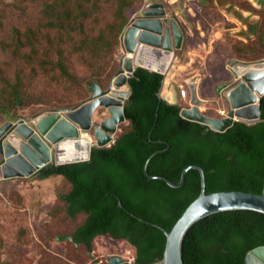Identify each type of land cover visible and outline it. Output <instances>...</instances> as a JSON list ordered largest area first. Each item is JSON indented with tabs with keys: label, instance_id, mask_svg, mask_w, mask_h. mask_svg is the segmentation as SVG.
I'll list each match as a JSON object with an SVG mask.
<instances>
[{
	"label": "trees",
	"instance_id": "obj_1",
	"mask_svg": "<svg viewBox=\"0 0 264 264\" xmlns=\"http://www.w3.org/2000/svg\"><path fill=\"white\" fill-rule=\"evenodd\" d=\"M91 1L42 0L41 21L45 28L29 33L12 29L7 42L14 56L44 66L50 64L55 55L57 60L52 65L54 82L73 81L72 56L84 53L88 46L91 54L96 55L98 51L100 54L108 46L102 38L98 42L90 37L88 21L92 13L89 6H96ZM113 1L119 8L117 23L110 25L118 33L115 48L122 44V34L130 21L125 18V10L133 3L130 0ZM24 40L30 44V53ZM260 44L264 46V35ZM118 69L119 65L107 86L100 84L101 73L93 77L88 86L98 84L102 89H108ZM163 80L159 74L136 69L134 77L129 80L131 97L125 106L130 130L123 133L111 148L94 150L90 162L59 167L51 165L34 176L40 180L65 178L72 186L70 193L59 197L65 206V215L71 221H76L79 216L86 217L71 235L59 240L85 246L91 252L97 238L110 237L133 246L137 264L161 261L167 239L164 232L153 225L171 232L202 192L198 171L187 174L181 189L147 178V161L166 149L167 152L150 163V176L164 177L179 184L185 169L199 166L206 175L208 195L263 193L264 98L259 123L239 122L227 132L218 133L184 120L180 105L162 100L159 92ZM1 96L0 114L3 117H8L10 108L22 105L18 85ZM260 246H264V215L251 211L226 212L197 223L188 232L183 244V258L185 264H245L247 254Z\"/></svg>",
	"mask_w": 264,
	"mask_h": 264
},
{
	"label": "rangeland",
	"instance_id": "obj_2",
	"mask_svg": "<svg viewBox=\"0 0 264 264\" xmlns=\"http://www.w3.org/2000/svg\"><path fill=\"white\" fill-rule=\"evenodd\" d=\"M100 1V4L99 0L91 1L96 6H89L92 16L88 21V31L93 40L99 42V38H102L108 46L100 54L99 51L96 55L91 54L88 46L84 53L73 55L70 68L73 70L74 80L63 79L57 84L52 74V65L57 56L53 55L50 64L44 66L30 64L24 58L15 57L7 42L12 29L29 33L45 28L41 21L45 1L0 0V95L3 97V93L11 92V88L18 85L22 98V105L10 108L8 117L0 114V129L7 122L28 121L54 111L78 107L91 98L92 87L88 84L99 73L103 74L100 76V84H109L123 54L122 44L114 48L118 33L110 28V25L117 23L119 8L113 0ZM130 2L134 8L125 10V18L129 20L132 15L145 8V0ZM191 3L192 9L197 13L194 21L201 19V24L195 29L204 30L207 38L212 26L219 30L235 27L234 22L223 20L221 7L227 8L231 13L237 12V19L241 16L247 27L235 35L222 31L223 38L214 45L215 54L209 57L206 66L201 62L195 64L194 70L200 72L202 79L203 95L207 96L217 78L227 74L228 65L232 61L249 63L264 60V46L260 44V38L264 35V0H191ZM199 34L197 31L196 39ZM239 35L241 38L235 37ZM213 39L215 42L214 36ZM24 44L30 53L31 47L27 40H24ZM109 45H112L111 48ZM202 53L206 55V52ZM185 75L191 74L188 72L179 79L183 80ZM186 89L189 93L187 86ZM188 106L189 101L185 107ZM105 112L103 109L98 110L94 122L100 125L108 119ZM218 112L203 114L209 118L222 117ZM130 128L131 124L128 122L119 127L115 140ZM70 190V183L63 177L47 180L32 177L0 182V264H109V259L113 256H121L125 260L135 256L133 246L110 237L97 238L91 252L85 246H75L71 241L59 240L60 237L71 235L86 219L85 216H79L76 221H71L65 215V206L59 197L68 194Z\"/></svg>",
	"mask_w": 264,
	"mask_h": 264
},
{
	"label": "water",
	"instance_id": "obj_3",
	"mask_svg": "<svg viewBox=\"0 0 264 264\" xmlns=\"http://www.w3.org/2000/svg\"><path fill=\"white\" fill-rule=\"evenodd\" d=\"M184 33L163 4H152L138 13L128 24L122 37V57L119 69L107 90L98 84L91 89V98L72 110L54 111L28 121L7 122L0 129V182L32 178L45 168L67 166L91 161L94 150L111 148L116 144L119 127L127 123L126 102L131 97L129 80L136 69H144L164 77L159 97L171 70L176 67L183 49ZM199 80L195 77L185 83L189 88V107H183L184 120L201 124L218 133H225L235 123H259L262 118L261 100L264 98V60L257 62L234 61L228 66L226 80L202 98ZM127 88V89H125ZM180 101V100H179ZM186 102V100H184ZM170 103V102H169ZM171 104V103H170ZM173 105V104H172ZM176 105V104H175ZM226 109V116L209 118L202 109ZM106 110L108 119L100 125L94 122L98 110ZM221 116V111L218 112ZM168 149L155 153L146 163L145 174L150 180L164 181L173 189H181L187 174L198 171L202 192L171 232L145 220L164 232L167 242L161 261L153 264H185L183 244L188 232L199 222L226 212L251 211L264 215V190L261 195L244 192L207 194L206 175L199 166L184 170L179 184L164 177L149 175L152 160ZM123 208L122 203L119 204ZM94 264H102L100 262ZM109 264L130 263L121 256H113ZM245 264H264V246L251 250Z\"/></svg>",
	"mask_w": 264,
	"mask_h": 264
},
{
	"label": "crops",
	"instance_id": "obj_4",
	"mask_svg": "<svg viewBox=\"0 0 264 264\" xmlns=\"http://www.w3.org/2000/svg\"><path fill=\"white\" fill-rule=\"evenodd\" d=\"M216 2L217 4H219L218 1ZM152 3L163 4L166 10L168 11V14H170V18L177 21V23L179 24L180 28L183 30V33H184L183 49L179 54V57H180L179 60L176 61L177 62L176 67L173 70H171L165 82V86L163 89V99L166 100L168 103L170 102L173 105L179 104L180 106L185 107L186 103L188 104V101L187 102L179 101V86L183 85L186 88L187 85L185 82L187 80H189L190 78L193 79L195 77H198L200 78L199 85H198L199 95L202 98H204L205 95H203L202 87H201L202 79H201V76L199 75L200 72L198 70H194L195 64H198L199 62H201L203 63L202 64L203 66H206V63H207L206 61L209 59V57L215 54L214 45L217 44L218 42H221L223 38L222 31L226 30L232 35H235L237 32L241 33L243 32L244 29H247V27L244 26L245 20L243 18L241 19V16L239 17L240 19H237L236 17L237 12L231 13L229 12V10H227V8L221 7L223 20L226 19L227 21L234 22L235 27L227 28L225 30H219V29L213 28L212 26L211 31H210V36L207 38L206 32L204 30H201L200 28L195 29V27L199 26V23L201 24V19L198 18L197 21H194V18L197 17V13L195 12L194 9H192L191 0H159V1L145 0V8L147 7L148 4H152ZM237 10L239 9L237 8ZM136 15L137 13L132 15L130 21ZM243 15L245 16V14ZM196 30L200 33L198 36V39H196L197 38ZM213 36L216 39L215 42L212 41L214 40ZM235 37L239 39L241 38V35L235 36ZM202 52H206V55H204ZM235 60H237V58ZM188 72L191 74L190 76L185 75V78L183 77L184 78L183 80L179 79L181 76H183L184 74H187ZM226 73L227 74L221 75L220 77H218L217 82L215 84H212L213 86L210 89V93H212V95L216 91V87L221 85L226 80L228 76V72ZM219 110L222 111L223 108ZM202 111L207 112V113H213V112H216L217 110L213 107L211 109L209 107H206V108H203Z\"/></svg>",
	"mask_w": 264,
	"mask_h": 264
},
{
	"label": "built area",
	"instance_id": "obj_5",
	"mask_svg": "<svg viewBox=\"0 0 264 264\" xmlns=\"http://www.w3.org/2000/svg\"><path fill=\"white\" fill-rule=\"evenodd\" d=\"M188 95H189V93H188L187 89L183 85L179 86V97H180V99L185 100V99H187ZM221 115L223 117H225L226 111H222ZM135 259H136V257L133 256L132 258H129L127 261L130 263H133V262H135Z\"/></svg>",
	"mask_w": 264,
	"mask_h": 264
},
{
	"label": "clouds",
	"instance_id": "obj_6",
	"mask_svg": "<svg viewBox=\"0 0 264 264\" xmlns=\"http://www.w3.org/2000/svg\"><path fill=\"white\" fill-rule=\"evenodd\" d=\"M152 4H160V3H152ZM152 4H148L147 7H148L149 5H152ZM147 7L144 8V9H147ZM144 9H143V10H144ZM129 23H130V22H129ZM187 87H188V86H187ZM189 94H190V93H189ZM189 98H190V97L188 96V98H187L188 100L185 99L186 102L189 101ZM163 100H164V99H163ZM179 100H180V101H184V100L180 99V97H179ZM165 101H166V100H165ZM176 105H179V104H176ZM181 107H182V106H181ZM182 108H183V107H182ZM222 111H226V110H222ZM222 111H221V112H222ZM221 116H222V115H221ZM222 117H223V116H222ZM25 121H27V120H25Z\"/></svg>",
	"mask_w": 264,
	"mask_h": 264
},
{
	"label": "flooded vegetation",
	"instance_id": "obj_7",
	"mask_svg": "<svg viewBox=\"0 0 264 264\" xmlns=\"http://www.w3.org/2000/svg\"><path fill=\"white\" fill-rule=\"evenodd\" d=\"M70 185H71V184H70ZM71 190H72V186H71ZM71 190H70V191H71ZM70 191H69L68 193H70Z\"/></svg>",
	"mask_w": 264,
	"mask_h": 264
}]
</instances>
